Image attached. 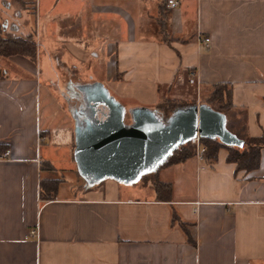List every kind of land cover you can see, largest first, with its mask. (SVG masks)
I'll return each mask as SVG.
<instances>
[{"label":"crops","instance_id":"obj_1","mask_svg":"<svg viewBox=\"0 0 264 264\" xmlns=\"http://www.w3.org/2000/svg\"><path fill=\"white\" fill-rule=\"evenodd\" d=\"M1 27L30 35L35 53L0 54V264H264V146L251 171L226 147L165 165L153 177L171 192L158 197L151 178L79 176L69 111L88 81L126 109L205 102L224 83L227 128L264 134V0H0Z\"/></svg>","mask_w":264,"mask_h":264},{"label":"water","instance_id":"obj_2","mask_svg":"<svg viewBox=\"0 0 264 264\" xmlns=\"http://www.w3.org/2000/svg\"><path fill=\"white\" fill-rule=\"evenodd\" d=\"M70 114L73 158L87 183L104 178L133 182L154 171L180 144L197 133L228 145L243 144L229 130L225 114L206 102H192L166 116L145 106L126 109L101 81L76 85Z\"/></svg>","mask_w":264,"mask_h":264},{"label":"trees","instance_id":"obj_3","mask_svg":"<svg viewBox=\"0 0 264 264\" xmlns=\"http://www.w3.org/2000/svg\"><path fill=\"white\" fill-rule=\"evenodd\" d=\"M5 36H0V54L7 56L15 53L32 55L35 53V42L30 35L22 36L15 34L14 32L6 31ZM219 86L218 92L207 95L206 103L216 110L224 111L226 105H231L230 89L227 84H216ZM188 100H178L161 98L154 106L162 116H166L171 113L174 109L178 107H185L191 104ZM230 126V125H229ZM228 126V129L231 130ZM232 131V130H231ZM236 134V132L232 131ZM238 135V134H237ZM242 140L243 144L238 145H228L221 142L218 138L212 137H201L202 143L205 145L204 161L211 162L217 158L218 151L221 147L227 148L226 160L229 162H234L237 169H244L245 171H251L259 165V151L260 148L264 146V134L260 136H249V135H238ZM194 155V146L188 141L180 144L175 148L166 158V160L159 165L154 171L148 172L146 174L152 175V186L158 197H169L171 192V184L166 181L159 180L155 176L157 169L181 161L189 156ZM144 174V175H146ZM143 175V177H144ZM47 185V190L52 191L55 187L56 181L53 179L45 180ZM173 219L178 220L179 215L173 212Z\"/></svg>","mask_w":264,"mask_h":264},{"label":"built area","instance_id":"obj_4","mask_svg":"<svg viewBox=\"0 0 264 264\" xmlns=\"http://www.w3.org/2000/svg\"><path fill=\"white\" fill-rule=\"evenodd\" d=\"M36 1V6L38 5V0ZM179 0H166V4L169 7L175 6L176 4H178ZM198 44L199 46H209L210 45V37L209 36H201L198 35ZM199 73L198 70L195 68H192L188 71V81L190 83H193L197 86L198 89V85H199ZM189 142L194 146V156L197 158V160L199 161H203L204 159V152H205V145L202 143L201 141V137L199 136V134L197 133L195 136L191 137ZM5 153H8V151H6ZM195 206H194V211L198 210V201H195ZM30 234L33 236L37 235V230L36 229H31Z\"/></svg>","mask_w":264,"mask_h":264},{"label":"rangeland","instance_id":"obj_5","mask_svg":"<svg viewBox=\"0 0 264 264\" xmlns=\"http://www.w3.org/2000/svg\"><path fill=\"white\" fill-rule=\"evenodd\" d=\"M45 22H48V20L47 21H45ZM31 25L33 26V23H31ZM31 26V27H32ZM5 29L4 28H0V36H5L6 35V33L7 32H5L4 31ZM98 40V39H97ZM100 59V60H99ZM98 60L100 61V62H102L103 61V57H102V55L101 54H99V58H98ZM99 62V63H100ZM217 87H219V86H215L212 90H210L209 92H207L206 94H212V92L213 93H217L218 92V88ZM220 88V87H219ZM202 95H203V91L201 90V99H202ZM60 95H59V93L56 95V94H52V97H51V101L53 102V103H55V102H59V97ZM199 103V102H198ZM224 111L225 112H228L230 109H231V105H226L225 107H224ZM229 123H231V124H233V128L234 129H239L240 128V122L239 121H237V120H230L229 121ZM230 124V125H231ZM65 160V159H64ZM66 161V160H65ZM63 163H65V162H63ZM58 166H59V168H61V164L60 163H58ZM160 169V168H159ZM159 169H157V171L159 170ZM64 171H62V169H60V172L57 174V176L58 177H61V178H64V179H70V180H74L75 181V177L74 178H72L71 177V173H69V171H66V169H63ZM79 176H81L80 174H79ZM154 179V178H152V175H150V174H146V175H144V177H143V175H142V177H140V179L143 181V179L144 180H151V179ZM138 182H140V181H138ZM137 182V183H138ZM139 184V183H138ZM137 187H133L132 189H130V190H132V192H135V193H139L138 192V190L136 189ZM134 190V191H133Z\"/></svg>","mask_w":264,"mask_h":264}]
</instances>
